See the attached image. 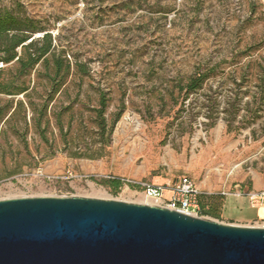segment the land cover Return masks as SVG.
I'll use <instances>...</instances> for the list:
<instances>
[{
  "label": "rangeland",
  "instance_id": "obj_1",
  "mask_svg": "<svg viewBox=\"0 0 264 264\" xmlns=\"http://www.w3.org/2000/svg\"><path fill=\"white\" fill-rule=\"evenodd\" d=\"M17 1L72 69L55 94L41 66L16 80L27 92L0 94V200L155 206L134 187L188 178L225 197L264 185V0ZM213 67L196 93L179 92L196 68ZM114 179L116 194L100 184Z\"/></svg>",
  "mask_w": 264,
  "mask_h": 264
},
{
  "label": "water",
  "instance_id": "obj_2",
  "mask_svg": "<svg viewBox=\"0 0 264 264\" xmlns=\"http://www.w3.org/2000/svg\"><path fill=\"white\" fill-rule=\"evenodd\" d=\"M0 264H264V227L115 200L6 199Z\"/></svg>",
  "mask_w": 264,
  "mask_h": 264
},
{
  "label": "trees",
  "instance_id": "obj_3",
  "mask_svg": "<svg viewBox=\"0 0 264 264\" xmlns=\"http://www.w3.org/2000/svg\"><path fill=\"white\" fill-rule=\"evenodd\" d=\"M35 35H39V37H35ZM0 66V94L6 96H16L27 92L28 87L25 82L17 84L16 80L28 76L37 66H41L46 73H49L48 81L53 94H55L65 83L72 69L64 51L58 49L53 35L47 32L38 20L27 16L17 0L13 8L0 7ZM10 67L14 70L11 71ZM75 68L80 75L87 74L84 65L75 64ZM214 69V67L205 70L196 68L187 83L180 86L179 92L183 93L185 98L196 93L204 82L214 74ZM6 70L10 71L11 76L8 79H2L1 76ZM7 107H10L9 104ZM105 108L106 98L104 94H101L99 108L96 110V123L101 132L106 130V121L103 116ZM0 111H3V108ZM100 184L110 188L115 194L123 185L120 180L116 179L103 180ZM134 188L139 190L138 187ZM221 198L220 196L201 194L198 217L218 219Z\"/></svg>",
  "mask_w": 264,
  "mask_h": 264
},
{
  "label": "built area",
  "instance_id": "obj_4",
  "mask_svg": "<svg viewBox=\"0 0 264 264\" xmlns=\"http://www.w3.org/2000/svg\"><path fill=\"white\" fill-rule=\"evenodd\" d=\"M135 187L142 191L146 199L154 202L155 206L198 216L201 192L188 178H182L174 184H141V186ZM236 195H246L252 203L264 204V191L255 193L243 192Z\"/></svg>",
  "mask_w": 264,
  "mask_h": 264
},
{
  "label": "crops",
  "instance_id": "obj_5",
  "mask_svg": "<svg viewBox=\"0 0 264 264\" xmlns=\"http://www.w3.org/2000/svg\"><path fill=\"white\" fill-rule=\"evenodd\" d=\"M264 190L263 186H254L252 191ZM218 219L233 225L239 226H260L264 227V204H254L248 196L225 195L221 198V206L218 212Z\"/></svg>",
  "mask_w": 264,
  "mask_h": 264
}]
</instances>
